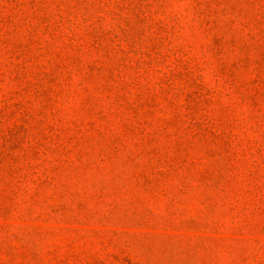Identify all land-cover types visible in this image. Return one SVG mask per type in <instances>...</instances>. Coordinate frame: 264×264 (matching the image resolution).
I'll return each instance as SVG.
<instances>
[{
    "label": "rangeland",
    "instance_id": "obj_1",
    "mask_svg": "<svg viewBox=\"0 0 264 264\" xmlns=\"http://www.w3.org/2000/svg\"><path fill=\"white\" fill-rule=\"evenodd\" d=\"M0 264H264V0H0Z\"/></svg>",
    "mask_w": 264,
    "mask_h": 264
}]
</instances>
